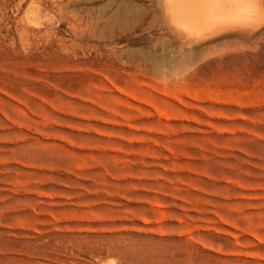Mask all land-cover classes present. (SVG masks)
Masks as SVG:
<instances>
[{
    "label": "rangeland",
    "instance_id": "rangeland-1",
    "mask_svg": "<svg viewBox=\"0 0 264 264\" xmlns=\"http://www.w3.org/2000/svg\"><path fill=\"white\" fill-rule=\"evenodd\" d=\"M251 1L0 0V264H264Z\"/></svg>",
    "mask_w": 264,
    "mask_h": 264
},
{
    "label": "bare ground",
    "instance_id": "bare-ground-1",
    "mask_svg": "<svg viewBox=\"0 0 264 264\" xmlns=\"http://www.w3.org/2000/svg\"><path fill=\"white\" fill-rule=\"evenodd\" d=\"M168 2L176 14L182 15L183 17L201 16L211 23H219V21H227L233 18L245 19L247 21V18L254 17L257 12L256 1L253 2L251 0H168ZM258 7L263 8L262 5ZM183 24L185 23L183 22Z\"/></svg>",
    "mask_w": 264,
    "mask_h": 264
}]
</instances>
